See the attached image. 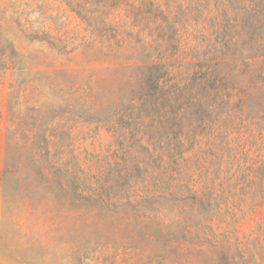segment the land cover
<instances>
[{
    "label": "rangeland",
    "instance_id": "obj_1",
    "mask_svg": "<svg viewBox=\"0 0 264 264\" xmlns=\"http://www.w3.org/2000/svg\"><path fill=\"white\" fill-rule=\"evenodd\" d=\"M166 1L0 0V264H264V57L155 143L126 87Z\"/></svg>",
    "mask_w": 264,
    "mask_h": 264
},
{
    "label": "trees",
    "instance_id": "obj_2",
    "mask_svg": "<svg viewBox=\"0 0 264 264\" xmlns=\"http://www.w3.org/2000/svg\"><path fill=\"white\" fill-rule=\"evenodd\" d=\"M96 1L113 6L126 0ZM149 5L152 6L150 3ZM162 5L154 3L159 16L155 18L154 41L150 43L152 56L140 73L129 80L130 85L126 87L135 96L140 95L137 100L132 97L131 101H137L133 107L141 106L146 116L154 115L152 126L155 143L167 141L171 135L176 106L179 110L183 103L197 98L201 107L200 99L203 96L214 92H219L221 96L228 89L223 83L230 75L231 71H227L228 69L237 75L247 76L251 66L250 59L258 54L264 57V0H167L164 9ZM73 11L88 27L92 26L83 7H74ZM214 12L217 15L211 16ZM106 20L107 16L103 14L102 23L105 24ZM209 22L211 30L206 31L205 23ZM200 24L203 26L198 29ZM191 36L195 44L190 41ZM256 75L261 80L264 79V58ZM142 77L146 80L145 83H134ZM74 91L85 90L77 86ZM83 97L84 100L90 98ZM183 99L185 101L182 103ZM147 101L150 102L148 106ZM115 103L116 101H108L102 106L111 115V119L119 117L121 113L119 106H115L119 104ZM123 119L121 117L120 122ZM64 135L67 136L66 132H63ZM61 167L59 189L66 192V178L73 168L69 167L68 162H62ZM154 168L158 170L154 179L172 172L160 157L154 159ZM9 173L11 170L8 167L5 174ZM66 201L65 197L62 200L64 206Z\"/></svg>",
    "mask_w": 264,
    "mask_h": 264
}]
</instances>
